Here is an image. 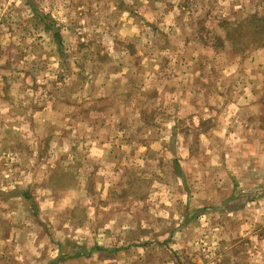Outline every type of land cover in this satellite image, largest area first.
<instances>
[{
  "label": "rangeland",
  "instance_id": "374dc122",
  "mask_svg": "<svg viewBox=\"0 0 264 264\" xmlns=\"http://www.w3.org/2000/svg\"><path fill=\"white\" fill-rule=\"evenodd\" d=\"M0 264H264V0H0Z\"/></svg>",
  "mask_w": 264,
  "mask_h": 264
}]
</instances>
